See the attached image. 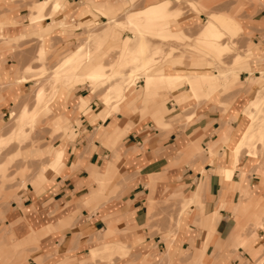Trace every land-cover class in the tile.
Masks as SVG:
<instances>
[{
    "label": "crops",
    "instance_id": "crops-1",
    "mask_svg": "<svg viewBox=\"0 0 264 264\" xmlns=\"http://www.w3.org/2000/svg\"><path fill=\"white\" fill-rule=\"evenodd\" d=\"M60 1L53 14V5H49L38 21H29L30 6L37 0L30 1L28 8L17 5L16 0L0 3V32L5 36L4 42L19 40L15 48L0 49L2 117L9 114L13 105L19 106L22 102L20 111L24 104L31 103L25 91L32 80L22 79L31 57L41 48L43 53L51 51V55L64 50L63 36L52 31L71 26L67 20L75 21V17L78 23L89 25L95 22L97 15L102 19L114 17L126 3H131L130 0ZM193 1L206 7L209 0ZM256 1L261 10L251 21H240L252 34L253 50L247 47L246 51L254 53L241 64L231 63L230 78L224 89L239 82L233 80L239 71L238 77L245 76L239 82L243 85L233 89L235 95L225 100L201 101L193 116L197 121L182 129L178 127L180 123L176 124L179 117L165 119L164 108L159 101L153 100L160 97L158 89L174 90L176 87L167 89L149 83L146 88L142 76L139 93H128L114 109L113 104L107 106L100 97L91 96L93 89L88 91L83 84L87 80L76 78V75L63 77L66 90L63 105H58L56 110L45 108L39 113L46 114L40 136H45L47 141L49 131L52 135L60 134L66 131L64 128L69 129L70 122L78 133L73 140L59 142L54 139L50 145L41 139L39 150L25 151L31 157L40 153L41 158L43 150L50 156L51 152L63 149V167L55 170L58 174L50 172L45 176L38 169L21 192L12 188L6 190L3 186L6 176L0 177V199L17 197L0 211V264H255L257 257L251 255L259 250L264 252V226L247 228L245 231L249 234H243L239 232V220L259 221L264 215V175L254 171L259 166L257 157L245 154L232 175L225 172L223 167L227 165L228 153L222 141L226 138L229 142L242 131L238 127L242 119L239 110L249 100L248 93L255 80L264 76L261 75L264 73V0ZM225 12L214 13L231 18L239 25L236 33L239 34L240 23ZM18 17L22 18L20 24H16ZM201 18L199 14L192 16L185 25L174 21L171 24L176 31L184 32L185 26H196ZM41 39L47 41L43 46L39 44ZM109 41L110 38L106 44ZM109 43L118 45V42ZM100 52L96 50L93 56ZM182 62V57L175 56L161 66H169V72L183 73L180 70ZM190 64L206 68L202 61ZM262 85L261 82L254 97ZM213 86L215 82L194 87L208 91L209 95L205 96L201 90L199 96L211 100L215 99ZM181 87L184 91L181 88L174 94V109L194 97L189 90L192 85L184 83ZM141 96L142 101L151 103L141 107ZM80 98L86 104L83 110L79 109ZM140 109L147 110V114L141 115ZM18 112L12 113L13 119ZM149 115L156 128L173 126V131L165 135L157 129L148 130L152 126ZM15 129L14 125L13 131L9 127L5 132L0 125V133H3L0 138L6 140ZM209 143L214 144L213 149L220 144L225 155L208 158L205 153L190 158L199 149H207ZM50 162L48 160L45 165ZM46 171L47 167L45 174ZM190 200L186 205L188 209L185 207L179 215L176 227L169 228L166 217H175L179 205ZM160 214L163 219L158 220ZM167 231L175 236L163 238L160 233ZM5 241L7 248L3 244ZM127 250L126 256L113 255L124 254ZM97 255L113 256L107 262L102 257L93 258Z\"/></svg>",
    "mask_w": 264,
    "mask_h": 264
},
{
    "label": "rangeland",
    "instance_id": "rangeland-1",
    "mask_svg": "<svg viewBox=\"0 0 264 264\" xmlns=\"http://www.w3.org/2000/svg\"><path fill=\"white\" fill-rule=\"evenodd\" d=\"M3 1L5 0H0V3H3ZM30 1L32 0H16V4L24 8H28V4L30 3ZM130 1L131 3H126L121 10L117 11L114 17L108 16L107 18L102 19L100 18L99 15H97L94 19L95 23H92L91 25H89L88 23L86 24L78 23L77 21L78 17H75V21L67 20L69 24L71 23V26H68L66 29L62 31H52V32H55L56 34H60L63 36V42L65 43L64 50L59 51L55 55H53V53L51 55V51H45L44 53L42 52V54L38 52V54L35 53V55H33L31 59L28 61L27 63L28 67L30 66V68L31 67H34V68L32 70L28 69V67L26 68L27 70L24 69V72L22 73L23 75L22 79L32 80L28 90L25 91V96H27V98L29 99V101H31V103L30 104L27 103V105L24 104L20 108V111H19V107L21 106V104H23L22 102L19 104V106L13 105V107L9 108V114L6 113L4 117L0 115V125L4 127L5 132L8 130L9 127H10V131H13L14 125L17 127V124L20 122H21L20 124L22 128V130L21 128L20 130L22 132L24 131L26 132V134L24 133L21 137L11 138L9 142L7 141L6 143H2L0 145V177L6 176L3 181V186L6 188V190H10L12 188V189L20 190V192L23 191V189H25V183L27 181H30L28 180L29 177L35 176L38 169H40L41 167L46 168L47 167L45 165L46 162L48 160L50 162L56 153V150H55L51 152L49 156L48 151L43 150L42 151L43 153L40 158V153L31 157L30 153L25 152V151L30 150L33 152V151L39 150L41 139L42 141H44V143L46 142L45 144L50 145L52 144L54 139H58L59 142H63L64 140H73L75 136L77 135L78 131H74L73 129V128H76V126L73 127V124L70 122L68 124L69 129L64 128L66 129V131H62L60 132V134L52 135L53 133L49 131L47 141H45V138H44L45 136H42V137L40 136L42 127L44 123L46 122V119H45L46 114L43 113L39 115V113L45 108H51L58 100L62 101V98H59L58 100L54 99L52 102L49 101L46 104L44 103L45 105L42 104L43 106L39 109L37 114H34L33 112H31L25 115L24 117H20L18 115H19V112H21L23 107L24 108L26 107L27 109H30V110H33L35 108L36 104H35L34 96H35V91L38 87L44 88L47 94L52 93L53 84H54L55 79H58V86H57L56 93L60 92L61 96L66 93L65 87L62 84V79L64 77L63 75L65 72L62 71L61 64L64 58H66L69 55L74 54L75 52L76 54L81 51H94L95 52L97 50V46L99 45L96 44L95 40L92 39V37L95 38L94 34H96L97 36L98 34L102 35V32L103 30L105 31V28L112 26L114 24L113 32H110L109 35H105V36L106 38H110V39L112 38V40L118 41V45L113 46L114 44L109 43L110 41L108 42V44L105 43L104 45H100L101 47H99V49L100 48L101 49L97 51L99 52L101 51L99 53L101 54V56L99 54L97 56H93L94 55L93 53V55H91V57H89V59L87 60V62L91 63L94 67H99L103 74L106 73L107 75H109L110 77L108 78V80L105 81L104 83L103 82L97 83L95 87L93 85L91 86V84L88 83L87 77L80 75V73L84 72V67H82L78 72H76V70L73 71V69H71L69 74L65 76L76 75V78L87 80V83L84 82L83 84L87 85L88 91H91L92 89L94 90L91 93L92 94L91 96H94L97 98L100 97L101 99L107 94H109L107 91L108 89H110L111 85L115 86L116 84L121 85V90H120L121 94L122 92L125 95H127L128 93H132V95L139 93L141 89L140 85H142V80H143L142 76L144 73L140 72L139 70H135V72H133L132 67H129L128 65L126 66V64H122L121 63L122 51H120L121 48H123V44L127 36L136 37L137 35H135V33H132L129 29H126V27L115 26V22H114V20L116 19L117 20L124 19L126 14L131 12V10L135 11L134 9H137L147 4V0H130ZM186 1L187 0H181L180 2L178 0L176 1V3L174 0L172 1L173 3L172 5L176 4L179 8H181V16L178 17L177 19H170V22L172 23V21H174V22H178L180 25H185L187 22L191 21L192 16H197L199 14H202V18L197 20L196 26H193L191 28H188L191 25H189L188 27L185 26V33L189 37L183 41L184 43L177 42L176 40L172 38L165 39L164 41L160 40L158 43V40L152 37H149V38L146 37L151 44H154V46L160 44L162 46L163 52L167 51L168 53H171V56L167 57L166 59H162L160 62H158L159 55H156L157 57L155 59L156 65L153 66L154 68L152 67V70L146 74V78H149L151 80L153 78L151 77L152 72L154 73L155 68H157L158 66H161L169 58L180 56L182 57V60H183L181 67H180L181 72L183 73L201 72L202 73L197 77L186 75L185 83L190 84L192 79L197 80L199 78H205L204 79L205 83L209 85L214 84L215 82V87L214 86L212 87V88H215V96H214L215 99L208 100L206 97H203V96L202 97L199 96V98L191 97L186 103L179 105V106L177 105L176 109L173 108V103H175L174 94H176L181 88L184 91V87H178V88L176 87L174 90L158 89L160 90L158 91L160 97L153 98V100L159 101V103L164 108V111L162 114L165 119L174 118L175 116L179 117L181 121H179L178 119L176 121V124L180 123L178 127L181 129L197 121V119L193 116H194V112L196 108L198 107L201 101L205 100L209 102H214V101H218L219 99L225 100L226 98L232 97L235 95V94L234 95L232 94L233 89H236L243 85L242 83H239V82L241 80L243 81L245 79V76L240 75V77H238L239 73L241 72L239 71L238 74H235L233 77V80H236L239 82L238 83L236 82L235 85H233L227 90L226 88L224 89L225 82H227L230 78L231 63L236 64L234 62V56L237 54H243L244 59L240 61V63H242L248 57V56H245L247 54L246 48L250 47L252 49L254 46L251 40V37H252L251 32H248L247 29H245V26L241 25L240 21L242 20L251 21L253 17L257 14V12L261 10V8L258 5L259 3L256 0H209L206 7H197V9L187 6ZM57 5L53 6L54 8L51 9V14L55 12ZM218 10L219 11L226 10L225 14L231 15L232 17H234L240 23L241 31L239 34H234V35L227 34L226 37L221 40L223 42H227L228 44H230L232 48L230 47L228 49L223 50V53L221 54L220 57H214L213 55H210L211 56L210 57V56H207L208 54H203V52L196 51L195 48H193L194 43L196 41L197 33L203 26L204 24L203 22L205 21V19L207 20L212 15H218V16L223 17L226 20L228 25L235 27L237 29V32L240 29L238 24L232 22L231 18L225 17L224 15L220 13H214ZM21 19H22L21 17H18L16 24H20ZM104 21L106 22L103 23ZM105 32H103V35L105 34ZM36 38H38V36H36ZM4 39H5V36L0 32V49L10 48V47L15 48L19 41L18 40V41L9 42L7 40V43H5ZM121 39H123V41L120 43L119 40ZM45 42H47L45 39H41V41H39V44L41 43V45L43 46L45 45ZM110 46H113V47H110ZM73 49L75 50L72 52L71 50ZM211 58L212 59L214 58V59L212 60ZM196 61L197 62L202 61L206 63L205 66L210 64L209 69L208 70L200 69V67L192 66L190 64L192 63L196 65ZM176 62L179 63L178 61ZM214 65L216 66V68ZM217 65H219V67ZM213 69L222 70V73H219L217 76L206 74V73H213L214 72ZM58 70H60V73L63 74L60 78L55 77V73ZM257 72L259 73V71ZM256 74L257 73H253V75H256ZM261 74L264 75L263 73ZM143 78L145 80V76H143ZM211 79H212V82H210ZM204 80L200 81V83H202ZM130 82L131 84L127 86ZM261 82L262 84H264V76L259 77L257 80H255L254 85L251 86V89H250L251 93L250 94L248 93L249 100L243 105L241 110H239L240 113H242L241 114L242 119L238 123V127H240L241 130L245 129L247 122H248L247 118L250 119L251 123L254 121V118H255L254 116L256 114L258 116L261 115L264 118V85H262V87L257 91L256 96L254 97L256 89L258 88ZM205 83L203 84L205 85ZM1 88L2 87H0V89ZM124 88L125 90L123 91ZM168 88L170 87H167V89ZM75 90H76V87H75ZM118 99L119 98L111 97L106 103V105L110 106L111 104H115V105L119 104L121 99L120 101H117ZM140 99H141V107H142L144 103H147V102L142 101V96L140 97ZM196 99H199V100H196ZM79 103H80L79 109L83 110L86 104H83L82 101H80ZM148 103H151V101H148ZM82 104L84 106H81ZM219 105H222V104L219 103ZM259 108L261 110H258ZM141 111L142 110L140 109L139 112ZM16 112H18V114L13 119V116ZM145 114H147V110H144L141 112V115H145ZM245 114L247 115V118ZM149 118H150V115H149ZM150 120H151L150 122L152 126L149 127L148 130L157 129L159 132H163L166 135L169 132L173 131L174 129L173 126L172 127L170 126L164 129H158L155 127L154 120L152 118H150ZM48 126H51V125H48ZM250 131L254 132L256 136L255 137L256 139L253 142L252 148L254 149L255 157H257V161H258L257 165H259L258 167L254 169V171L259 174L264 175V129L262 132L258 133V130L255 127H250ZM2 136H3V133H0V137ZM260 136H262L261 139H259ZM225 139L226 138H224L222 142H223V146L226 147L229 143L226 142ZM213 145H214L213 143L207 144V149H199L196 153L191 155L190 158H194L195 156L201 157L205 153L208 154V158H212L215 155H219V156L225 155L226 151L222 150V147L220 146V144H217L214 149H213ZM24 148L25 150H23ZM48 149H50V146ZM210 150H212V153H210ZM247 150H248L247 148H244L241 150V152L239 153L237 157L238 162L240 160V157L243 154L245 155L247 154ZM235 167H237V165L231 166L230 163L228 162L227 166H224L223 168L225 169L224 170L225 172H228L230 175H232ZM58 173L59 172L53 171V174H58ZM240 174L242 175L243 173H240ZM18 181L19 182L21 181V182L19 183ZM16 199L17 197L0 199V211L3 212L6 206L9 207L10 202ZM187 203H191V200L182 202V204L179 205V208H177L175 211V217L173 215H168L166 217L169 228L173 226L176 227L178 219L180 217L179 215L184 210ZM187 209L188 208L186 207L185 210ZM1 212H0V217H1ZM161 216L162 215L160 214L158 220L163 219V216L162 217ZM150 218L152 219L153 217H150ZM239 223H240L239 232H242L243 234H249V231H245V229L251 228L253 230L254 228H259L262 225L264 226V215L261 217L259 221L258 220L257 221L248 220L245 218V219H240ZM160 234L163 235V238L165 239L173 238L175 236V233H173L172 231H167L165 233H160ZM3 244H5L6 246L5 248H7V245H8L7 241H5ZM128 251L129 250H127L124 254L114 253L113 255H117L119 257L126 256L128 254ZM113 255H97L93 258L102 257L103 259L107 260V262H109L111 260L110 258ZM179 255L180 254H178V256ZM251 257L253 258L257 257L255 260V264H261V262L264 259V252L259 250L257 253L252 254ZM182 259L183 258H181V260ZM177 264H181V263L178 262Z\"/></svg>",
    "mask_w": 264,
    "mask_h": 264
},
{
    "label": "bare ground",
    "instance_id": "bare-ground-1",
    "mask_svg": "<svg viewBox=\"0 0 264 264\" xmlns=\"http://www.w3.org/2000/svg\"><path fill=\"white\" fill-rule=\"evenodd\" d=\"M59 1L60 0H38L36 4L30 6L31 13L29 15V21L41 20L45 14L46 9L49 8L48 6L49 5L56 6L59 3ZM172 1L173 0H147V4L145 5L144 8L127 13L125 18L122 20L121 19L114 20L115 26L126 27V29H129L132 33H135V35H137L136 37L127 36L126 40L124 41L123 48H121L120 50L122 51L121 63L126 64V66L128 65L129 67H132L133 72H135V70H139L140 72H143L144 73L143 76H145L146 88L148 87V83L150 81H152L150 82V84H152L154 87L157 85L166 86V87H177V86L181 87L186 82L185 81L186 75L197 77L200 74H202L201 72L188 73V74L179 73V72H169L170 70L169 66H161V68H158L154 73L152 72L151 77L153 78L151 80L149 78H146V74L149 73L152 70V67L156 65V60H155L157 58L156 55H159L158 62H160L162 59H166L167 57L171 56V53H168L167 51L163 52L162 46L160 44L154 46V44H151L146 37L148 38L152 37L158 40V43L160 40L164 41L165 39H169V38H172L177 42H183L185 39L189 37L184 33L185 31L184 32L176 31V29L173 27V25L170 22V19H177L178 17L181 16V8L177 6H174L175 8L172 7L171 6L173 4ZM174 1L176 2L178 0H174ZM179 1L181 2V0ZM186 4L187 6L193 7L195 9H197V7H200L192 0H187ZM113 25L105 28L106 32L103 30V32H105L104 35L102 32L103 36L100 34H98V36L94 34L95 38L92 37V39L95 40V43L99 45L97 46V50L99 49V47H101L100 45H104L109 39L106 38L105 35H109L110 32H113V27H114ZM236 33H237V29L233 26L228 25L223 17L218 15H212L207 19V21L198 31L193 48H195L196 51L203 52V54H208L207 56L213 55L214 57H220L221 54L223 53V50L231 47L230 44H228L227 42H223L221 40L225 38L227 34L234 35ZM110 42L116 43L118 41L112 40L111 38ZM43 51H44L43 48H41L39 53L42 54ZM95 52L81 51L77 54L75 52L74 54L67 56L66 58H64L61 64L62 71L65 72L64 75L60 73V70H58L55 73V77L60 78L62 75L63 76L68 75L71 69H73V71L76 70V72H78L82 67H84V72L80 73V75L87 77L88 83H90L94 87L99 82L104 83L105 81L108 80L110 76L107 75L106 73L103 74L99 67H94L91 63L87 62L89 57H91V55H93V53ZM253 53H254L253 51H247V54L245 56H249ZM243 59H244L243 54H237L234 56V62L236 64H239L240 61H242ZM217 66L219 67V65ZM209 67L210 64L206 66L205 70H208ZM28 69L32 70L30 66L28 67ZM259 72L261 73V71ZM219 73H222V70H214L213 73H206V74L217 76ZM204 79L205 78H199L197 80L192 79L190 83V85H192L193 87L189 90L192 92L195 98H199L200 95L199 92L201 90L205 92L204 93L205 96L209 95L208 91H206L204 88L194 87L196 85L199 86L200 84L202 85L203 83H205ZM202 80L204 81L200 83V81ZM210 82H212V79L210 80ZM130 84L131 82L127 86H129ZM57 86H58V79H55L53 84V90L52 93L50 94H47L44 88L38 87L35 91V96H34L35 104H36L35 108L33 110H29L26 107L25 108L23 107L19 116L24 117L25 115L31 112L37 114L39 109L43 106L42 104L44 103L46 104L49 101L52 102L54 99L56 100H58L59 98L63 99L65 94L61 96L60 92L56 93ZM125 88L123 89V91L125 90ZM120 90H121L120 84H116L115 86L111 85L110 89H108L107 91L109 94H107L102 98L103 102L107 103L111 97L119 98L117 101H120V99L122 100L125 97V94L123 92L121 94ZM80 101H82V103L85 104V101H83L81 98ZM83 104L81 106H84ZM58 105L62 106L63 105L62 101L58 100L51 108L55 109L58 107ZM116 106L117 104L116 105L113 104V108H116ZM258 110L261 109L259 108ZM256 115L254 116L255 118L252 123L250 122V119L247 118L246 115L248 122L245 129L242 130L240 134L238 135L236 134L234 138L231 139L228 142L229 144L226 146L227 153L229 155L228 162L230 163L231 166L238 165L239 162L237 160V157L241 152V150L244 148L248 149L246 155L255 157V152L254 149L252 148V145L254 140L256 139L255 138L256 136L254 132L250 131V127H255L258 130V133L262 132L264 129L263 116L261 115L256 116ZM20 123L17 124L15 132L11 137L7 138L6 140H4V138H0V145L2 143H6L7 141L9 142L11 138L21 137L25 133L24 130H23L24 132L21 131L22 128ZM261 138L262 136L259 137V139ZM210 153H212V150H210ZM63 157H64V150L59 149V151L55 153V156L53 157L51 162L47 165L48 172L46 171L47 173L45 174V168L43 167H41L40 170H42L44 172V175L46 176L50 172L61 169L63 167V162H62ZM125 252L126 251H124V253Z\"/></svg>",
    "mask_w": 264,
    "mask_h": 264
}]
</instances>
